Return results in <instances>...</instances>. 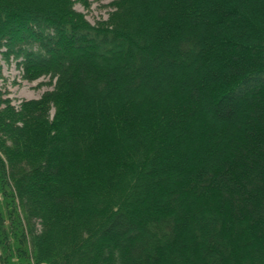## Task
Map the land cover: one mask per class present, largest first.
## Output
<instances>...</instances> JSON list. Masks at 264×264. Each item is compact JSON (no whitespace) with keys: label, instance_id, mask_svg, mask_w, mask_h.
I'll list each match as a JSON object with an SVG mask.
<instances>
[{"label":"trees","instance_id":"1","mask_svg":"<svg viewBox=\"0 0 264 264\" xmlns=\"http://www.w3.org/2000/svg\"><path fill=\"white\" fill-rule=\"evenodd\" d=\"M75 3L0 0V264H264V0Z\"/></svg>","mask_w":264,"mask_h":264},{"label":"rangeland","instance_id":"2","mask_svg":"<svg viewBox=\"0 0 264 264\" xmlns=\"http://www.w3.org/2000/svg\"><path fill=\"white\" fill-rule=\"evenodd\" d=\"M75 1L74 8L81 12L91 24L106 19L111 10L108 6L109 0L99 2L95 0ZM17 61L13 55L5 60L0 54V96L2 99H7L15 107H18L23 101L40 98L54 85V81L48 77L31 82L23 78L22 70L17 65Z\"/></svg>","mask_w":264,"mask_h":264}]
</instances>
